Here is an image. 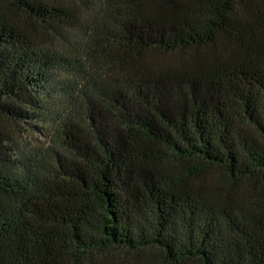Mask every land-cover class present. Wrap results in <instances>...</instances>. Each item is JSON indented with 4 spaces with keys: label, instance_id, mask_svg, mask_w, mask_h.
I'll return each instance as SVG.
<instances>
[{
    "label": "trees",
    "instance_id": "1",
    "mask_svg": "<svg viewBox=\"0 0 264 264\" xmlns=\"http://www.w3.org/2000/svg\"><path fill=\"white\" fill-rule=\"evenodd\" d=\"M0 264H264V0H0Z\"/></svg>",
    "mask_w": 264,
    "mask_h": 264
},
{
    "label": "rangeland",
    "instance_id": "2",
    "mask_svg": "<svg viewBox=\"0 0 264 264\" xmlns=\"http://www.w3.org/2000/svg\"><path fill=\"white\" fill-rule=\"evenodd\" d=\"M24 140L26 141V143H30L32 146H45L49 144L47 137H44L37 132L33 135L25 136Z\"/></svg>",
    "mask_w": 264,
    "mask_h": 264
}]
</instances>
